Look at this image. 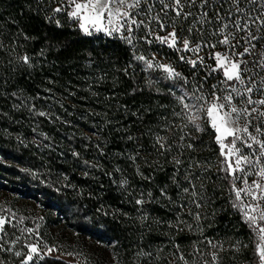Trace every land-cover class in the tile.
Here are the masks:
<instances>
[{
	"label": "trees",
	"instance_id": "1",
	"mask_svg": "<svg viewBox=\"0 0 264 264\" xmlns=\"http://www.w3.org/2000/svg\"><path fill=\"white\" fill-rule=\"evenodd\" d=\"M219 3L220 0H212V8L219 11ZM58 6L60 0H0V41L7 45L0 50V75L7 76L3 72L5 68L13 70V75L8 77L11 82L0 92V156L6 159L0 160V180L6 186H33L37 198L48 200L65 215H68L67 207L75 210L76 219L115 240V249L125 264H145L146 258L137 255L140 251L153 253L147 258V264H183L173 256L175 245H179V251L189 264H193L196 259L191 255L193 249L199 248L203 253L211 251L207 240L223 245V264H253L251 248L254 237L232 207L229 183L220 171L223 158L219 155L215 134L206 124H201L205 131L191 133L192 126L187 121L172 117L178 133L183 128L200 141L192 163L199 162L203 166L207 162L210 169L204 173L208 179L203 182L211 188L207 193L211 203L201 209L190 206L181 214V219L191 225L190 230L185 227L183 231H177L169 227L176 222L173 215L175 205L165 208L163 202L146 204L143 210L148 213L149 223L140 221L141 212L129 201L133 194L138 197L139 192L152 189H144L139 177L129 181L131 194L118 187L119 181L125 176L131 177L137 166L121 154L131 155L135 147L127 140L126 133L139 137L147 130L155 132L161 128L158 123L160 112L180 111L174 97L169 95V88L179 82L168 80L157 70L145 71L141 62L134 60V54L155 55L158 61L171 64L187 77L193 87L200 83L207 89L217 80L209 77L204 82L208 70L204 65L214 66L210 53L224 51L225 46L217 44L214 49L203 48L198 55L204 58V65H197L194 69L179 58L181 55L195 58L191 52L177 53L158 42L151 45L137 42L132 48L114 37L86 35L63 13L51 11ZM223 7L225 10L229 7L226 0ZM188 10L196 14L195 7H186L185 11ZM53 15L60 21L59 27L48 19ZM187 27V21L181 25L180 19L176 20L178 36H188L183 30ZM212 33L213 26L205 25L201 35L193 31L188 38L193 44L202 41L216 43L217 37ZM159 34L165 35L166 32ZM242 35L238 34V40ZM242 50L241 42L236 51ZM260 53H264V41L257 44L253 57L245 56L244 59H254ZM25 54L31 57L32 67L20 64L19 57ZM125 68L130 69L128 73L124 72ZM215 76L219 77V73ZM10 92H16L21 99H30L36 109L49 113V117H40L27 108H14L17 101L8 94ZM175 94L180 95L179 90ZM147 109L152 110L151 114H145L142 123L138 117ZM160 135H165L164 131H160ZM168 136L171 137L172 133L169 132ZM150 138H142L141 142L150 147ZM36 139L41 140L40 147ZM49 143L51 148L44 147ZM97 143L106 155L97 152ZM73 151L80 153L79 160L72 155ZM144 155L152 159L155 154ZM84 160L99 167L89 169V175L85 176ZM153 163H159L164 169L154 173L153 183L159 184L171 174L173 165L159 156ZM117 168L120 171H116ZM183 170L181 168V173ZM64 176L67 180L63 179ZM65 184L71 186L64 187ZM189 211H200L201 219L196 221L187 214ZM236 242L247 244L248 248L233 254L231 245ZM204 258L210 259L208 256ZM43 264L66 263L47 259Z\"/></svg>",
	"mask_w": 264,
	"mask_h": 264
},
{
	"label": "snow or ice",
	"instance_id": "2",
	"mask_svg": "<svg viewBox=\"0 0 264 264\" xmlns=\"http://www.w3.org/2000/svg\"><path fill=\"white\" fill-rule=\"evenodd\" d=\"M226 2L229 5L227 10L223 7L225 0H220L217 11L212 8V0H199V3L197 0H60V6L51 11L54 14L63 13L89 36L103 34L114 37L132 48L136 47L137 42L148 45L158 42L174 49L177 53L191 52L196 58L183 55L179 58L194 69L197 65H204V58L198 55L203 48L214 49L217 44L225 46L223 52L210 53L214 66L204 65L208 69L204 82H207L209 77L217 80L207 89L200 83L193 87L187 77L171 64L158 61L155 55L148 57L134 54V60L141 62L145 71L157 70L168 80L179 82L169 88V95L174 97L180 111L160 112L158 123L161 128L155 132L147 130L141 132L139 137L126 133L127 140L133 142L135 147L133 154L128 155L123 152L121 154L137 166L133 168L131 177L125 176L119 181L118 187L131 194L129 181L139 177L144 189H152L139 192L138 197L133 194L129 201L137 206V211L141 212L140 221L149 223L148 213L143 210L146 204L163 202L165 208H172L175 205L173 215L176 222L175 225L169 224V227H174L177 231H183L185 227L190 230L191 225L181 219V214L190 206L201 209L206 203H211V198L207 195L211 188L203 182L208 179L204 173L210 172V169L207 167V162L203 166L199 162L192 163L196 159L195 153L200 141L190 132L183 131V128L178 133L172 117L187 121V124L192 126L191 133L205 131L201 124H206L214 132L219 155L223 158L220 171L224 173V179L229 183L232 207L240 214L241 222L248 227L249 233L254 237L251 248L253 264H264V53L251 60L244 59L245 56L253 57L257 44L264 41V0H226ZM247 5L251 7H246ZM186 7L189 9L195 7L196 14L191 10L185 11ZM48 19L60 26V21L55 19L54 15ZM177 19H180L181 25L185 21L188 22V27L183 29L187 31L188 36H178ZM205 25L213 26L212 34L217 37L216 43L202 41L193 44V40L188 37L193 31L201 35ZM168 28L172 30L167 31ZM160 32L166 34L160 35ZM241 33L243 35L238 40V34ZM8 39L11 41L12 37ZM241 42L243 50L237 52L236 49L241 46ZM5 47L7 45L0 41V50ZM19 61L21 65L33 66L31 57L26 54L20 56ZM129 70L125 68L124 72L128 73ZM3 72H6L7 76L0 75V92L4 91V85L11 82L8 77L13 75V70L10 68L3 69ZM216 73H219V77L215 76ZM176 90H179L180 95L175 94ZM8 94L17 101L13 104L14 108H27L40 117H49V113L36 109L30 99H21L16 92ZM160 107L163 108L164 105ZM151 111L147 109L140 114L138 118L142 123L143 116L151 114ZM55 119L60 118L55 117ZM160 131H164L165 135H160ZM169 132L172 133L171 137L168 136ZM145 137H151L148 139L150 147H146L141 142ZM44 139L48 138L45 136ZM44 147L52 146L49 143ZM95 148L101 156L106 155L100 143H97ZM244 149L248 151L245 152ZM144 153L155 155L152 159H148ZM185 153L189 155L186 156ZM72 155L79 160V152L73 151ZM156 156L173 165L171 174L159 184L153 183L154 173L164 169L159 163H153ZM82 163L86 166L85 176L89 175V169L99 167L98 164H92L88 160ZM140 164L147 167L142 168ZM181 168L184 169L182 173ZM197 168L201 171H194ZM22 171L36 175L28 169ZM116 171L120 169L117 168ZM63 179L67 180V176ZM69 186L71 185H64V187ZM181 197L185 199L181 200ZM187 214L193 216L196 221L201 219L200 211L195 213L189 211ZM15 219L14 215L0 214V252H11L19 258L20 264H36L37 261L53 253V248L41 246L38 226L20 229L22 235L26 234L25 239L29 236H35L37 239L36 242L23 245L24 250L14 251L13 247L20 242V237L5 242L4 233L5 225L13 224ZM20 222H23L22 218ZM207 245L211 248L208 253H203L199 248L193 249L191 255L196 258L193 264H223L221 257V253L225 251L223 245L212 240H207ZM174 247L176 248V252L173 253L174 258H178L183 264H189L185 255L179 251V245ZM245 248H248V245L239 242L231 245L233 254L240 253ZM137 255L145 257L147 264V258L153 253L140 251ZM205 256L210 259H205ZM113 261L114 264H119L115 257ZM0 264L7 262L0 259Z\"/></svg>",
	"mask_w": 264,
	"mask_h": 264
},
{
	"label": "rangeland",
	"instance_id": "3",
	"mask_svg": "<svg viewBox=\"0 0 264 264\" xmlns=\"http://www.w3.org/2000/svg\"><path fill=\"white\" fill-rule=\"evenodd\" d=\"M36 141L40 147L41 140ZM0 160L6 161L4 156H0ZM6 185L0 180V214L14 215L16 218L13 221L15 227L13 224H6L4 233L5 242L20 237V242L13 247L14 251L24 250L23 245L36 242L37 239L35 236L25 239L26 234L22 235L20 229L38 226L41 246L51 247L54 251L36 264H43L47 259L60 260L66 264H114L113 257L119 264H125L115 249V240L76 219L75 210L67 207L68 215H65L48 200L42 201L40 197L37 198L35 188L31 185ZM0 259L6 260L7 264H20L19 258L11 252H0Z\"/></svg>",
	"mask_w": 264,
	"mask_h": 264
}]
</instances>
